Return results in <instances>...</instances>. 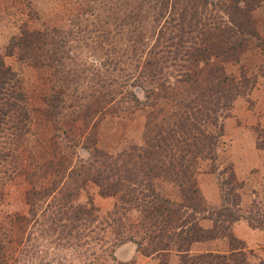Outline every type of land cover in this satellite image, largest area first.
Segmentation results:
<instances>
[{"label": "rangeland", "instance_id": "1", "mask_svg": "<svg viewBox=\"0 0 264 264\" xmlns=\"http://www.w3.org/2000/svg\"><path fill=\"white\" fill-rule=\"evenodd\" d=\"M171 1L0 0V55L22 79L31 114L22 166L15 173L0 165V264H205L198 255L237 252L249 264L264 261V4L250 11L252 33L234 43L237 52L209 57L200 50L202 57L183 64L170 55L153 83L148 48L158 28L166 25L174 47L179 35L168 30L186 34L189 27L175 18L183 0L173 19ZM195 1L197 18L228 24L229 0ZM43 26L57 38L27 41V29ZM201 27L188 50L201 40ZM137 32L142 41L134 52L127 35ZM69 70L76 74L69 77ZM213 76L239 81L238 88L218 101ZM161 81L170 88L155 87ZM184 102L197 110L192 124L202 143L189 130L184 140L155 145L152 122L171 113L163 128ZM178 141L193 144L184 152L202 148L196 163L181 159L179 167ZM152 156L156 167L146 169L143 159ZM112 166L141 189L138 206L117 210L118 197L100 192L95 180ZM54 195L75 206L93 204L95 219L60 232L52 221ZM194 222L205 239L186 243Z\"/></svg>", "mask_w": 264, "mask_h": 264}, {"label": "trees", "instance_id": "2", "mask_svg": "<svg viewBox=\"0 0 264 264\" xmlns=\"http://www.w3.org/2000/svg\"><path fill=\"white\" fill-rule=\"evenodd\" d=\"M163 2H166L167 0H162ZM180 0H172L171 1V7L169 13L171 14V19H173L175 4ZM264 0H229L228 3H225L224 8L225 10L229 11V21H227L228 24H216V21L210 17V20L202 21L195 15V8H196V1L195 0H183V7L178 10V16L175 17L176 21L178 22H186L188 29L185 32L182 33L185 28H178V32L174 30L172 32L171 29L168 30L169 34H174L176 37L178 36V40L175 41L174 47L173 45L170 46L169 44L170 40L168 38L165 39V28L166 25H162L158 28L159 34L156 35V42L153 43L149 48V54L152 55L151 62L154 63L150 66L151 75L154 77L152 80L153 83L156 82L158 78L155 76L156 74V67L159 63H162L168 59V57L171 55L172 59L175 58V60L180 59L181 64H183L184 59L188 61L189 59H198L199 57H202L199 53L200 50L203 51V54L206 56V50L209 51L208 56H216L220 52L225 53L226 51H231L232 53H235L238 51L237 46H234V43H238L240 39L243 38L246 34L251 35V30L248 29V27L252 24V17H251V10L256 7L257 5H263ZM153 5V4H152ZM202 6V5H201ZM161 9V8H160ZM227 11V13H228ZM112 16V13H111ZM112 18H116L115 13H113ZM111 21L110 18L107 20V22ZM201 23L202 27L198 31V35L202 36L198 42H196V45H192V48L188 50V46L186 45V42H189L191 39V35H193L192 31L196 30V24ZM114 24V21H113ZM245 27V29H243ZM49 28L48 26H43L42 30L32 29L31 33L30 30H27L24 32L25 37H27V41L31 42L32 39L28 38L30 35H34L35 38L37 37H43V38H57L56 34H54L50 28V31L46 33L44 30ZM243 29V31H242ZM185 31V30H184ZM254 31V29H253ZM131 32V31H130ZM102 33V32H101ZM154 33V32H151ZM36 34V35H35ZM143 34V33H142ZM141 34V35H142ZM102 39H107V35L99 34ZM133 36V37H131ZM22 40V35H19V37H15L14 39H20ZM193 38V37H192ZM142 38L140 37L139 32L137 34L134 33V35L129 34L127 35V41L129 47L133 49L135 52L136 49H138V46ZM23 41H26L24 39ZM19 42V41H18ZM18 42L14 44V46L18 47ZM165 42V43H164ZM169 42V43H168ZM186 47V48H185ZM57 53L55 51L54 55ZM218 56V55H217ZM135 68H137L135 66ZM141 71V70H140ZM76 72L69 70V77H72L75 75ZM141 75V74H140ZM144 77V75H141ZM139 77V76H138ZM245 79V77H244ZM214 81H217L218 88L216 90H212V93L216 100H221L222 97L226 94L230 93H223L225 91H231L233 87L238 88L237 82L239 81H231L229 82L228 78L219 77V76H213V79L211 83H214ZM161 81L160 86L157 82V85L155 87L162 88V87H169L171 83ZM210 83V84H211ZM165 85V86H164ZM213 86V85H212ZM221 87V88H220ZM214 88V86H213ZM220 88V89H219ZM212 89V88H210ZM23 92V93H22ZM24 92H26V88L23 85L22 79H19L18 75L15 71L9 66L6 65L5 61L3 60V57L0 55V131L3 130L4 132V141L0 144V162H4L0 165H7L6 171L11 170L16 173V171L19 170V168L23 164V152L24 149H28L25 147V141L27 140L28 131L30 130L29 127H31V114L29 113V104L27 102V99L24 95ZM215 101V100H214ZM53 105V102H51ZM58 104V102H57ZM184 104V105H183ZM181 105H177L178 107L173 109L175 118H173L172 121L168 120L165 125H163V128H161L160 124H163L164 119L167 116H161L156 123L152 122V127L149 130L150 132L153 131V139L154 144H158L159 141L161 144L167 145L169 144V138L176 137L175 141H177V137H180L178 140H184L183 136L190 130V132L187 133L188 137H192L194 142H198L201 144V135H196V128L193 126V119L197 117L196 109L194 106L190 104V102H184ZM179 116V117H178ZM86 118H89V114L85 115ZM178 118L180 122L178 121ZM170 119V118H169ZM191 120V123L189 122ZM174 121L177 123V127H179V132H176L173 128H175ZM191 127L188 129V127ZM179 125V126H178ZM8 126V127H4ZM149 128V127H148ZM2 132V131H1ZM3 135V133H2ZM195 138V139H194ZM173 139L171 141V145H176V143ZM179 142V141H178ZM180 143V142H179ZM160 144V143H159ZM179 145V144H178ZM183 145H190V147H193V144L191 143H184L181 142L178 150V155L180 158L177 159V162L179 163V167L182 168V164L180 163L181 159H186L185 162L188 165H192V163L195 162V158H197L199 153H201L202 148H200V151H194L192 148L186 152H184ZM177 146V145H176ZM21 147V148H20ZM198 146H195L197 148ZM175 150V149H174ZM173 150V151H174ZM148 151V150H145ZM193 151V152H192ZM144 152V151H143ZM142 152V153H143ZM175 152V151H174ZM142 153L137 154L138 156L142 155ZM193 153V155L191 154ZM186 154V155H185ZM29 155V154H28ZM144 155V154H143ZM202 156V155H201ZM200 156V157H201ZM107 158V155L105 156ZM195 159V160H194ZM117 160H114L116 162ZM170 161V167H174V162ZM107 162V161H106ZM143 162L146 166V169H155L156 167V160L152 157H146L143 159ZM164 162V161H161ZM176 162V161H175ZM109 164V162H107ZM12 165V166H11ZM108 171L105 174L104 171L100 172V178L99 180H95L96 184L101 187L100 192L105 195H116L118 197V203L117 206L116 203V209H122L123 211L127 209H130L131 207H136L140 203V201L144 198L141 194V189H137V187L130 186L129 180H132L133 177L127 173L123 176L120 175L121 171H124V169L120 170L118 166H112L107 167ZM183 168H188L187 166H183ZM185 171V170H184ZM181 172V170H179ZM118 175H117V174ZM184 174L181 176V178L184 179ZM189 177V175H188ZM132 178V179H131ZM126 181L129 182V184H126ZM124 184V189L121 191L119 187ZM119 194V195H118ZM55 196V195H54ZM58 206H54L53 211L55 213V216L53 217V222L59 223L62 230L60 232H64L63 229L67 227L66 230L70 228L69 223L79 222L80 227L83 225H89L93 222L95 217H92V211L94 210L93 204L87 205H72V200L67 199L66 201L55 198ZM62 222V223H60ZM194 230H192L191 235L184 236V242L197 241L201 238H204L203 230L201 231V228L196 225V222L192 225ZM189 228V230L191 229ZM188 239V240H187ZM205 239V238H204ZM159 246V245H155ZM198 257L201 259L203 258L202 262L205 264H249V262H246L244 260V257L241 252L237 253H231L229 255H218V254H210V253H204L201 255H198ZM205 258V260H204ZM259 264H264V261H259Z\"/></svg>", "mask_w": 264, "mask_h": 264}]
</instances>
